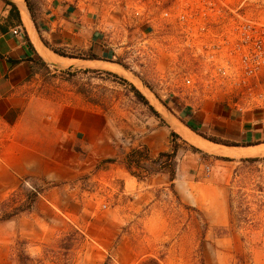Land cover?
<instances>
[{"label":"rangeland","instance_id":"1","mask_svg":"<svg viewBox=\"0 0 264 264\" xmlns=\"http://www.w3.org/2000/svg\"><path fill=\"white\" fill-rule=\"evenodd\" d=\"M23 1L42 34L53 37V48L67 57H79L78 65L48 71H56L53 76L65 78L84 94L86 104H95L105 114L116 131L119 152L112 165L104 159L63 183L35 172H22L14 179V169L20 168L13 162L14 134L0 123V202L8 201L0 209L11 211L27 193L39 192L30 209L0 220V264H20L19 249L43 259L45 246L71 226L82 231L85 239L69 264H264V153L210 152L191 140L197 134L203 138V133L191 130L192 136L185 135L175 125L187 127V113L203 118L207 111L237 108L236 104L242 108L239 111L264 120V73L256 87H236L224 77V55L216 46L230 36L240 16L264 23V0ZM57 4L86 17L85 39L79 42L86 45L88 33L96 31L107 52L101 56L107 59L85 66L79 59L92 55L86 47L58 46L66 38L49 31V13ZM185 4L193 16L183 23L161 16L163 9L175 15ZM48 71L41 69L50 75ZM120 78L132 83L167 124L138 101ZM143 114L180 133L173 188L165 175L158 174L130 184L120 170L134 137L120 125L126 118L142 120ZM23 239L27 243H21ZM42 264L60 263L45 258Z\"/></svg>","mask_w":264,"mask_h":264},{"label":"crops","instance_id":"2","mask_svg":"<svg viewBox=\"0 0 264 264\" xmlns=\"http://www.w3.org/2000/svg\"><path fill=\"white\" fill-rule=\"evenodd\" d=\"M11 1L16 3L19 9L21 24L10 16V5L0 0V123L11 127L14 134L13 162L19 163L20 168L14 169L12 177L15 179L20 176L17 174L22 172H35L62 183L74 180L94 168L98 162L104 159L110 162L107 158L112 159L118 154L114 139L116 131L111 121L108 122L105 114L95 104H86L84 94L69 85L65 78L53 76L56 71H48V69L62 68V66L51 65L40 52L33 37L51 51L56 49L52 46L53 37L51 35L45 37V33L42 34L43 31H40L36 23L38 21L32 18L27 10L28 21L33 30L31 32L23 19L21 7L16 1ZM49 15H51L49 31L59 32L61 38H66L58 46L63 48L82 46L99 56L107 53L96 31L88 33V43L81 45L79 39L82 41L85 39L86 17L78 11H71L68 5L57 4L52 7ZM14 27H20V32L13 34ZM24 31L34 50L28 46ZM79 60L85 66L96 62V59ZM42 68L50 75L43 74ZM187 114L188 119L184 117L185 122L194 128L195 131L187 126L194 133L201 132L207 137L219 140L245 143L252 141L253 143V145L235 147L264 145V120L255 117L247 110L239 111L235 107H224L222 110L217 109L216 112L213 110L212 113L207 111L203 118L194 113ZM184 118L181 117V119ZM120 128L134 134L133 143L125 151L124 158L131 147L139 144L146 145L153 158L160 151L168 150L170 147V130L157 117L151 115L144 117L143 114L142 120L137 122L126 118L124 125H120ZM203 138L201 139L206 145L209 144L210 152L223 153L211 149V145L220 143L211 142L208 139L206 141V138ZM176 143L178 152L179 140H176ZM18 147L21 149L19 153ZM85 151L86 156H84ZM124 158L121 159L119 167L124 172L125 180L130 184L143 182L128 172ZM177 172L176 164L172 182L167 173L159 171L152 172L148 178L151 180L154 174L165 175L174 187Z\"/></svg>","mask_w":264,"mask_h":264},{"label":"trees","instance_id":"3","mask_svg":"<svg viewBox=\"0 0 264 264\" xmlns=\"http://www.w3.org/2000/svg\"><path fill=\"white\" fill-rule=\"evenodd\" d=\"M4 2L8 5H10V16L15 19V21L19 24H21L20 20V14L19 9L11 0H4ZM28 10L30 11V15L33 18V14L31 13V8L28 5ZM25 32V40L28 44V46L34 50L32 43L30 42L28 35ZM53 51L59 55L67 56L64 53L60 52L58 49H53ZM72 58H79L78 56H68ZM107 59L106 57L99 56V55H90L88 57H85L83 59ZM108 74L118 76L116 73H113L111 71H105ZM122 81L129 84L132 92L136 96L137 100L140 101L142 104L146 105L149 110L157 117H159L162 122H165L164 119L161 117V115L158 113L157 110L153 108V106L149 103V101L146 99V97L130 82H128L124 78H120ZM165 124H167L165 122ZM186 125L194 130V128L186 123ZM195 131V130H194ZM170 135V147L168 150L160 151L156 157H151L148 151V148L146 145H137L134 147H131L130 150L126 153L124 158V164L128 172L136 177L138 180H145L148 179V177L152 174L154 171L164 172L168 174L169 180L172 182L175 177V156L178 149V145L176 143V138H181L179 134L170 129L169 132ZM202 137L206 138L207 141L210 140L211 142L225 144V145H233L238 146V144H230V143H224L219 139H216L214 137H207L205 135H202ZM247 145H253V144H247ZM246 146V145H244ZM256 157H250L251 160H254ZM108 161H113L114 159H107ZM171 188H173V183L170 184ZM38 191H31L25 195V200L21 203H18L17 206L13 207L11 211H5L1 210L0 212L2 215H0V220H7L19 212L26 211L30 209L35 202ZM8 201H2L0 202V207H2L4 204H7ZM85 236L78 228L71 226L66 232L61 233L56 241L50 245H46L44 249V257L43 259H49L54 262H58L60 264H69L73 261L75 258L76 252L80 250L83 242H84ZM21 243H27L26 240L23 239V241H20ZM18 262L20 264H42L43 259H38L33 256H31L29 253L25 251V249H19L16 253ZM145 264V262L141 263Z\"/></svg>","mask_w":264,"mask_h":264},{"label":"built area","instance_id":"4","mask_svg":"<svg viewBox=\"0 0 264 264\" xmlns=\"http://www.w3.org/2000/svg\"><path fill=\"white\" fill-rule=\"evenodd\" d=\"M176 10L173 15L163 9L161 16L164 19L173 16L179 23L193 16L191 7L187 4ZM207 14L211 15L210 12ZM19 32L20 27L12 29L13 34ZM229 33L230 36L227 34L221 38L220 47L216 45L224 55L221 60L224 77L228 80L231 78L238 88H254L259 76L264 73V23L254 19L245 20L240 16V20L232 26ZM235 106L242 110L238 104Z\"/></svg>","mask_w":264,"mask_h":264},{"label":"bare ground","instance_id":"5","mask_svg":"<svg viewBox=\"0 0 264 264\" xmlns=\"http://www.w3.org/2000/svg\"><path fill=\"white\" fill-rule=\"evenodd\" d=\"M14 1H16L19 4V6L21 7V13H22L23 19L27 25V28L31 32H33L32 27L28 21V13H27V9L25 7L24 1L23 0H14ZM31 34H33V33H31ZM33 38L35 39V42L37 43L40 52L43 54L45 59L48 60V62H50L52 65L62 66V67H70V66L77 64L76 58L62 57V56L54 53L50 49H48L46 46H44L42 43H40L35 37H33ZM103 63H104V66H106L107 68L126 73V71L118 65L107 63V62H103ZM137 83L139 84L138 81H137ZM146 93L148 95L150 94V92L147 89H146ZM173 119H174V121H177V119L174 116H173ZM175 125L177 127H179L180 131L183 134L192 136L191 130L188 129L186 126H184L182 124H180V126H179V124H175ZM191 140L195 145H197L201 149L209 150V148H210V147H208L209 144L207 143L208 145H206V143L200 137L196 136L194 138L192 136ZM211 147H212L211 149H214L215 151H220L223 153H240V154H251V155H258L260 153H264V145H262V146H249V147L242 148V150H236L237 148H235V147H229L228 148L226 146L215 145V144L211 145Z\"/></svg>","mask_w":264,"mask_h":264}]
</instances>
